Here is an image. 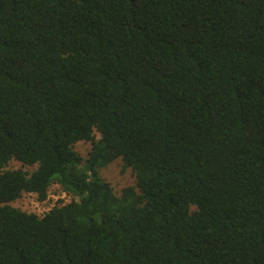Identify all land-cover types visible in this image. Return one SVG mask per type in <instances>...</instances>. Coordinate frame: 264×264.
I'll return each instance as SVG.
<instances>
[{
    "label": "trees",
    "instance_id": "16d2710c",
    "mask_svg": "<svg viewBox=\"0 0 264 264\" xmlns=\"http://www.w3.org/2000/svg\"><path fill=\"white\" fill-rule=\"evenodd\" d=\"M0 264H264V0H0Z\"/></svg>",
    "mask_w": 264,
    "mask_h": 264
},
{
    "label": "rangeland",
    "instance_id": "374dc122",
    "mask_svg": "<svg viewBox=\"0 0 264 264\" xmlns=\"http://www.w3.org/2000/svg\"><path fill=\"white\" fill-rule=\"evenodd\" d=\"M97 137H99L98 133ZM92 144L87 141H79L74 144V150L83 158H86L91 150ZM22 168L25 171L31 172L36 168L34 166H23L16 160H11L6 169ZM101 176L108 181L113 187L115 193H120L121 189L135 184V176L131 168L124 167L120 158L113 160L107 166L100 169ZM72 199L71 195L64 193L58 184H53L49 188L48 197L45 201H39L35 194L24 193L20 198L10 202V205L18 207L27 212L43 215L53 205L57 204L58 200L63 203L69 202ZM77 199V197L75 198Z\"/></svg>",
    "mask_w": 264,
    "mask_h": 264
}]
</instances>
